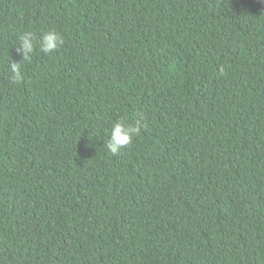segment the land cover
Returning a JSON list of instances; mask_svg holds the SVG:
<instances>
[{"label": "trees", "instance_id": "trees-1", "mask_svg": "<svg viewBox=\"0 0 264 264\" xmlns=\"http://www.w3.org/2000/svg\"><path fill=\"white\" fill-rule=\"evenodd\" d=\"M0 264H264V0H0Z\"/></svg>", "mask_w": 264, "mask_h": 264}, {"label": "clouds", "instance_id": "clouds-1", "mask_svg": "<svg viewBox=\"0 0 264 264\" xmlns=\"http://www.w3.org/2000/svg\"><path fill=\"white\" fill-rule=\"evenodd\" d=\"M64 44L63 36L55 30H49L43 33V39L39 44L40 50L45 54L58 50ZM20 50L22 51L23 61L31 59L30 54L35 50L34 38L32 33H25L20 37ZM22 63H13L11 65V79L18 82L22 79ZM140 119L135 124L126 123L124 120L116 121L110 130V139L107 140L106 147L116 155L120 150L133 142V137L139 133Z\"/></svg>", "mask_w": 264, "mask_h": 264}]
</instances>
